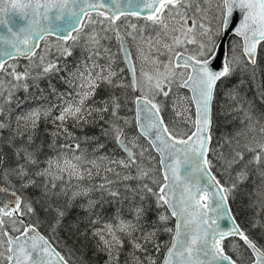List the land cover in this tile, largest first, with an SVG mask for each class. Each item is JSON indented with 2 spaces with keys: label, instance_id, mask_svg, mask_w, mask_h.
Masks as SVG:
<instances>
[{
  "label": "snow or ice",
  "instance_id": "snow-or-ice-1",
  "mask_svg": "<svg viewBox=\"0 0 264 264\" xmlns=\"http://www.w3.org/2000/svg\"><path fill=\"white\" fill-rule=\"evenodd\" d=\"M122 3L0 0V264H264V0Z\"/></svg>",
  "mask_w": 264,
  "mask_h": 264
},
{
  "label": "trees",
  "instance_id": "trees-1",
  "mask_svg": "<svg viewBox=\"0 0 264 264\" xmlns=\"http://www.w3.org/2000/svg\"><path fill=\"white\" fill-rule=\"evenodd\" d=\"M78 54L80 55V52H77L76 54L73 53V57L67 58V61L71 62V60L73 58L79 56ZM258 60H264V51L261 52L260 56L258 57ZM22 61H25V60H22ZM53 83H56V81L53 80ZM41 86L46 88L47 87V81L46 80L41 81ZM57 86L62 87L60 85H57ZM21 93H23V92H20V94ZM255 96H256L255 89H253L251 86H249L248 98L253 99ZM163 104H164V102H163ZM128 108H132L131 103H128ZM255 108H256L257 113H264V104L260 103L259 99L255 100ZM121 114L122 115H129L130 118L132 116L131 112H122ZM165 118H166V115H165ZM166 120H167V118H166ZM170 127H171V125H170ZM88 131H93V130H88ZM77 134L82 135V133H77ZM109 147H111V145H109ZM120 155L121 154L119 152H117V156H120ZM209 158L211 159L212 157L210 156ZM220 163H222V162H220ZM220 163H218L216 160H213V164L216 166L213 168V171H216V168L220 167ZM245 185L248 188H250L252 186V183H251V181H249ZM245 185H244V187H245ZM246 192L249 193V190ZM237 195H238L237 200L232 205L233 214L237 217V221L241 224V227L248 230L250 236L253 239L257 240V242L260 244H264V239H261L259 229H250V223H249V221L253 217H255L256 219L261 218L259 215H257V212L259 211L258 206L257 207H249L248 206L249 204H257L258 205L259 204L258 199L255 198L254 196H252V197H250L248 195L242 196L239 193ZM154 219H155V214L153 211V212L149 213V220H154ZM174 223H175V221L173 219V220L169 221L167 226L172 227L174 225ZM61 236L65 237V239H67V237L65 236L64 233H61ZM158 239L161 242H167L170 239V237L168 234L162 233V234H159ZM232 241H233V238L224 241V244L226 245V251L230 250L229 247H227V246H229L230 242H232ZM67 243H68L69 247H71L73 249H77L76 256L82 257L84 260L88 261V264H94V261L91 258V253L89 250L80 251L79 250L80 245L78 243L74 244L71 239H67ZM164 254H165L164 248H161V251L158 254L157 253H155V255L153 254L155 257L157 255V258H158L157 264L161 263V261L164 257ZM76 256H74V257H76Z\"/></svg>",
  "mask_w": 264,
  "mask_h": 264
},
{
  "label": "rangeland",
  "instance_id": "rangeland-1",
  "mask_svg": "<svg viewBox=\"0 0 264 264\" xmlns=\"http://www.w3.org/2000/svg\"><path fill=\"white\" fill-rule=\"evenodd\" d=\"M132 21L135 22V20H132ZM46 46L49 47V48H51V52L41 53V51L39 50L37 56H39V55H41V54H44V55L46 56V59H52V60H55L56 57H57L56 47L59 46V42H54L53 38H48V39L43 43V45H42L41 48H44V47H46ZM77 52H80V50H79V49H74V53L76 54ZM78 55H79V54H78ZM33 59H35V57H34ZM10 63H11V61H10ZM19 63H20L21 65H24V64H27L28 62H27V61H22V60H20ZM119 67H124V65H123V64H119ZM138 67H139V65H138ZM18 70H20V69H18ZM23 94H24V93H21V94L18 93V95H19L20 97H23V96H24ZM183 95H187V94H186V93H183ZM170 96H171V94H170ZM160 99H163V102H164V104H163L164 113H165V115H166V118L168 119L170 116H173V115H174L173 110H172L171 99H170V98H169V99L160 98ZM189 107H190V105H189V102H188L187 100H180V101L178 102V110H180L181 108L184 109V110H187V109H189ZM127 116L129 117V115H127ZM129 118H130V117H129ZM175 120H176V123H175V129H174L175 131H178V132H180V133H183V132L187 131V129H186V127H185L183 121H182L179 117H176ZM141 142H143V141H141ZM152 163H153V164H156V160H153ZM97 182H98V181H97ZM244 189H245V191H248V190H249L248 196H250V197L254 196L255 198L258 199V195H259V194H253L252 186H251L250 188H248V187L245 185ZM237 196H238V195H237ZM258 202H259V200H258ZM232 246H235V245L232 244ZM153 254L155 255V253H153ZM157 254H158V253H157ZM74 259H76V257H74V256L69 258V260H70L71 262H72ZM157 260H158V258H157V255H156V261H157ZM77 264H79L78 261H77Z\"/></svg>",
  "mask_w": 264,
  "mask_h": 264
},
{
  "label": "water",
  "instance_id": "water-1",
  "mask_svg": "<svg viewBox=\"0 0 264 264\" xmlns=\"http://www.w3.org/2000/svg\"><path fill=\"white\" fill-rule=\"evenodd\" d=\"M121 7L122 8H125V10H132V9H130L129 7H128V5H127V0H124V3H122V5H121ZM43 43V42H42ZM42 43H41V46H42ZM0 47H3V44H2V42H0ZM39 50V49H38ZM38 50H37V52H38ZM234 215V214H233ZM230 238H232V237H228L227 239H230ZM227 239H225V240H227ZM164 258V257H163ZM163 260V259H162ZM69 264H71L70 262H69Z\"/></svg>",
  "mask_w": 264,
  "mask_h": 264
},
{
  "label": "flooded vegetation",
  "instance_id": "flooded-vegetation-1",
  "mask_svg": "<svg viewBox=\"0 0 264 264\" xmlns=\"http://www.w3.org/2000/svg\"><path fill=\"white\" fill-rule=\"evenodd\" d=\"M132 20H135V18H132ZM117 23H120V22H117ZM70 261V260H69ZM71 262V261H70ZM72 263V262H71Z\"/></svg>",
  "mask_w": 264,
  "mask_h": 264
}]
</instances>
